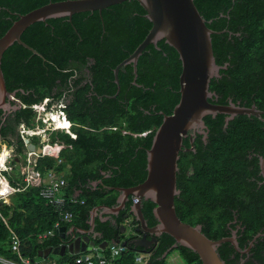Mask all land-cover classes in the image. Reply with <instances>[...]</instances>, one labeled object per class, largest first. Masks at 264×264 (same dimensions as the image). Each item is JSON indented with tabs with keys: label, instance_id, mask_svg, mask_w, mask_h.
Segmentation results:
<instances>
[{
	"label": "trees",
	"instance_id": "trees-1",
	"mask_svg": "<svg viewBox=\"0 0 264 264\" xmlns=\"http://www.w3.org/2000/svg\"><path fill=\"white\" fill-rule=\"evenodd\" d=\"M58 1L63 0H0V37L19 16ZM193 2L205 21H210L207 27L217 33L211 36L216 63H228L227 69L221 73H227L230 79L224 78V90L216 93L222 100L228 96L232 100L253 97L257 102H264V0ZM150 27L144 10L136 0H130L101 12H83L71 18L32 24L20 39L41 57L17 43L3 54L1 69L6 89L17 92L16 96L24 108L0 128V135L12 134L21 124L33 129L36 114L31 107L44 100L49 101V109L58 106L71 123L70 131L75 138L63 131L50 133V143L58 144L61 150L57 157L39 158L36 167L43 174L52 170L65 178L63 198L72 220L61 224V227H85L88 212L93 206L115 203L116 192L86 188L89 181L101 178L102 172L109 174L103 179L104 184L113 188L135 186L146 177V150L150 147L154 131L162 123L163 116L159 112L171 114L179 100L181 63L176 51L162 40L157 43L158 49L149 45L143 50L137 61L135 85L132 84V66L122 67L117 76V93L113 70L142 42ZM214 84L215 80H212L211 86ZM247 119L246 116L237 117L238 131L245 134L248 128L242 123ZM39 123L43 125L41 121ZM33 140L35 143L36 138ZM215 147L219 151L224 149L223 144ZM13 150L16 155H22L24 144L21 139L17 138L13 143ZM217 163L210 158L203 175L186 179L190 183L183 187L182 197L189 199L194 191L213 205L223 199V187L217 182L219 173H214L220 167ZM13 174L16 186L17 183L22 185L16 168ZM3 175L6 176L5 172ZM75 192L82 204H68ZM9 201L10 204L0 203V256L15 262L22 258L38 261L42 260L38 257L39 251L61 245L59 232L42 240L38 238L52 230L59 219L57 211L42 199L38 188L16 191L10 195ZM179 206L175 199V209ZM153 207L149 201L142 202V213L148 225L153 223ZM177 215L180 216L179 210ZM181 215L190 216L191 211L186 209ZM179 218L181 221H193L185 216ZM117 222L123 224V220ZM136 224L133 219L130 226ZM97 228L103 231L102 240H125L119 227L110 229L98 224ZM12 234L20 241L17 251L10 248ZM96 242L99 245L102 241L97 239ZM172 243L169 236L161 235L155 250H148L142 263L135 261L141 252L128 246L113 264H167L171 253L177 254L184 264L196 261L192 251L180 246L159 260ZM53 256L56 259H49L60 264H76L77 256L67 251L62 256Z\"/></svg>",
	"mask_w": 264,
	"mask_h": 264
},
{
	"label": "water",
	"instance_id": "water-1",
	"mask_svg": "<svg viewBox=\"0 0 264 264\" xmlns=\"http://www.w3.org/2000/svg\"><path fill=\"white\" fill-rule=\"evenodd\" d=\"M125 1L130 0H63L50 2L19 16L0 37V110L2 115L8 114L11 110L17 112L22 107L21 101L13 102L10 99V95L14 96L15 91L9 93L6 89L1 69L4 52L17 43L34 55L41 57L37 51L20 39L21 34L29 26L48 19L71 18L74 14L83 12H101ZM136 1L144 10L145 18L150 22L151 27L135 50L114 68L113 76L114 83L117 85V93L119 92L117 77L119 70L131 65L134 75L132 84L135 85L137 61L143 50L149 45L157 48V43L163 40L165 44L176 51L181 63L179 100L171 114L164 115L161 111L159 112L163 116L162 123L155 130L150 147L146 150V177L143 182L127 188H108L117 193L115 205L100 204L89 210L85 221L89 229L75 231L80 236L85 235L82 239L76 237L68 246L48 247L39 251L38 257L62 256L66 251L78 254L90 250L96 246L95 239L99 236L98 233L93 232L94 218L102 215H116L117 212L124 209L127 200L134 197L138 199V202L131 204L128 213L138 224L136 232L142 233V235L122 241L123 246H132L146 254L150 246L156 242V238L165 234L173 240V244L164 252L162 259L172 249L180 246L198 255L202 264H223L215 250L222 242L229 240L212 242L200 232L199 227L183 223L176 215L174 199L179 195L176 186L178 152L181 148L182 137L186 136L187 132L204 133L203 118L207 115L214 117L217 114H224L228 116L226 120L228 121L236 115L259 117V112L254 107L249 109L233 105L224 107L208 102V99L212 97V93L209 91V82L212 78L218 77V71L222 67L216 65L213 55L211 36L215 32L207 27V23L210 21L206 22L200 15L193 0ZM53 113L62 115L63 112L55 111ZM0 139L3 138L0 137ZM24 143L27 150L41 154L42 149L30 142L29 138L24 139ZM143 201H149L154 205L152 216L156 224L152 227H148L143 216ZM101 221L103 222L105 219ZM121 229V234H123L124 227L121 226ZM65 230L66 227L59 229L61 239H64L62 232ZM89 234L92 236L91 241ZM147 234L151 236L150 240L146 238ZM98 238L101 239L100 236ZM119 242V238L114 241L116 244ZM108 244V241L103 240L98 247L104 250Z\"/></svg>",
	"mask_w": 264,
	"mask_h": 264
},
{
	"label": "flooded vegetation",
	"instance_id": "flooded-vegetation-1",
	"mask_svg": "<svg viewBox=\"0 0 264 264\" xmlns=\"http://www.w3.org/2000/svg\"><path fill=\"white\" fill-rule=\"evenodd\" d=\"M222 32L224 33L225 31ZM215 34L217 33L215 32ZM229 35L231 36V32ZM216 65L222 68L218 71V77L212 78L209 82V91L212 93V97L208 99V102L224 107L231 105L248 109L254 107L255 110L259 112V117L236 115L233 119L226 121L228 116L224 114H217L214 117L207 115L203 118L204 133L189 131L186 136L182 137L181 148L178 152L177 160L178 171L176 173V186L177 190H179V195L175 197L180 203V206L179 209H175V211L177 215V211L179 210L180 216L177 215L178 218H183L185 216L187 220H193L182 222L192 227H199L200 232L210 241L229 240L222 242L215 250L219 260L223 264H264V102H257L253 100V97L251 99L240 98L232 100V98L228 96L225 100H222L221 96L218 95L216 91L220 89L224 90V78L230 79L227 73H221V70L227 69L228 63H216ZM84 72L87 73V71ZM212 80H215L213 86H211ZM83 83L85 84V82ZM16 93L15 91L14 96L10 95V99L13 102L19 100ZM15 114L16 112L11 110L8 114L2 115V111L0 110V128L5 126L8 120H12ZM55 114H57L61 120L65 119L63 115H59V113ZM53 115L54 113L49 114L50 117ZM238 116H246L248 118L242 123L243 126L248 128L246 134L238 131L240 127V124L237 122ZM50 117L48 119L49 121H51ZM208 117L210 119L207 121ZM246 123L249 124V126ZM50 125L53 128V124L50 123ZM69 128L70 124L67 129ZM15 130L16 129H14L12 134H17L18 129L17 131ZM55 130L61 129L55 128ZM221 132H224V134H220ZM36 143H38V141L35 142V144ZM218 144L224 145L222 151H219L218 147H215ZM210 158L217 160V165L220 166L214 170V173H219V180L217 179V182L219 186L223 187V199L218 201L216 205H213L206 201V198L204 200L201 199L194 191H192L189 199H185L182 197L184 193L183 187L190 183L186 179L203 175L206 162L209 161ZM107 177H109V174L102 172L101 178L96 181H89V183L86 184L87 190L91 189L95 191L96 188H99L105 191H112L108 188L113 187H109L103 182V179ZM99 181H101V183H98ZM225 186L227 188H224ZM224 199H226V201ZM131 204L132 199L130 197L125 203L124 209L117 212L116 215H102L101 217L96 216L94 218L93 232L99 234L101 237L100 241H103V231L98 230V224H102L110 229L119 227L120 234L122 230L121 226H123V235H126V232L129 234L127 240L142 235V233L136 232L138 224L133 227L130 226V230L126 224V222L131 224L133 221L132 216L128 213V208ZM113 205H115V203L108 204L107 206ZM186 209L191 211L190 216L181 215V212L186 211ZM102 219H105V221L102 222ZM198 219L201 220L197 222L194 221ZM118 220H123V224L119 225L117 222ZM155 224L156 221L153 219V223L148 225V227H152ZM70 228L72 229L71 231ZM88 229L89 226L81 228L71 225L66 227V230L62 232L64 239L60 238V246H68L76 237L82 239L85 235L80 236V234L75 231H86ZM99 236H97L95 242L99 239ZM89 237L91 241L92 236L90 234ZM146 238L150 240L151 236L147 234ZM158 238H156V242L150 246L149 250H155ZM164 252L161 254L159 260L162 259ZM176 256L179 257L177 254ZM196 257L197 259L193 264H202L200 257L198 255H196Z\"/></svg>",
	"mask_w": 264,
	"mask_h": 264
},
{
	"label": "built area",
	"instance_id": "built-area-1",
	"mask_svg": "<svg viewBox=\"0 0 264 264\" xmlns=\"http://www.w3.org/2000/svg\"><path fill=\"white\" fill-rule=\"evenodd\" d=\"M39 108L41 106H34ZM42 108V107H41ZM43 109V108H42ZM37 119V118H36ZM38 120V119H37ZM36 121V120H35ZM36 131L34 133H39L38 126H35ZM49 129V127H48ZM53 129V128H52ZM115 129V128H111ZM41 132L43 130H40ZM145 135V134H143ZM42 149L41 154H37L35 151H26L22 155L11 156V152L8 151L7 157L3 160V166L0 168V173L6 171L7 173L12 170V166L9 164V161L12 157L18 158L17 165L20 168V179L23 182L22 185L17 183L18 186H12L11 191H20L25 190L26 188H38L40 196L46 201V204L54 208L59 216L58 221L53 225V229L39 235V240L53 236L55 233L59 232L61 224L70 223L72 220V214L69 211H66V200L63 198V189L66 187V181L63 174H58L52 170L45 172L44 174L37 170V160L44 156H54L57 157L61 147L58 144H50L49 136L47 141H43L40 144ZM57 147V148H56ZM0 153L2 149L0 147ZM25 158L23 159V157ZM60 162V161H58ZM78 194L76 192L71 194L68 204L76 205L80 201L77 199ZM7 197V195H6ZM0 202L5 203V199L0 196ZM138 202L137 198H132V203L136 204ZM82 204V202H80ZM129 230L130 224L126 222ZM11 250L17 251L20 245L18 238L12 234L11 238ZM122 240L119 243L110 242L104 250L99 247L92 248L91 250L81 252L76 260V264H113V262L120 257L125 251L127 246L121 244ZM146 254L138 253L135 258L137 263H142L143 258L146 257ZM1 264H60L56 260H50L49 258H43L42 260L32 261L29 258H22L20 262H15L13 260L5 259L0 256ZM68 264V263H63Z\"/></svg>",
	"mask_w": 264,
	"mask_h": 264
},
{
	"label": "crops",
	"instance_id": "crops-1",
	"mask_svg": "<svg viewBox=\"0 0 264 264\" xmlns=\"http://www.w3.org/2000/svg\"><path fill=\"white\" fill-rule=\"evenodd\" d=\"M65 119H66V118H65ZM45 120H48V119H45ZM21 129H24L23 132L26 133L25 130L27 129V127H26L25 125L21 124V125L18 127V132H17V134H7L6 137H3V136L0 135V137L3 138L2 140L0 139V147H1V149H2V153H0V158H1V160L4 159V154H5V153H7V155H8V151L11 152V156H13V153H14V150H13V143L16 141L17 138L21 139L22 141H24V139H26V138H29L30 141H31L32 143H34L33 138H34L35 135H37V134H19V133L21 132V131H19V130H21ZM15 131H16V130H15ZM37 139H38V140H37ZM44 140L47 141V135H46V138H44V136H40V138L36 137V141H35V142L38 141V143H40L41 141H44ZM23 143H24V142H23ZM20 155H21V154H20ZM12 161H13L14 163H12ZM17 163H18V159L15 158V157H12V158L10 159V161H9V164L12 166V170L9 171L8 173L5 172L6 176L9 178V180L11 179V181H12L14 184H16V182H15L16 180L14 179V174H13V170H14L15 168H16V171L18 172V176L20 177V168H19V166L17 165ZM0 168H1V166H0ZM20 178H21V177H20ZM0 179H1V182L4 184V189H3V194H4V196L6 197V194H7V193H9V194L13 193V192L11 191V187L9 186V183H8V181L6 180V178L0 176ZM7 183H8V185H7ZM7 186H8V187H7ZM7 188H9V189H7ZM9 191H10V192H9ZM4 199H5V198H4ZM5 200H7V202H9V197L7 196ZM95 248H96V247H95Z\"/></svg>",
	"mask_w": 264,
	"mask_h": 264
},
{
	"label": "clouds",
	"instance_id": "clouds-1",
	"mask_svg": "<svg viewBox=\"0 0 264 264\" xmlns=\"http://www.w3.org/2000/svg\"><path fill=\"white\" fill-rule=\"evenodd\" d=\"M47 102H48V100H44L41 104H39V105H34V106H41V107H43L44 108V106H46V104H47ZM44 105V106H43ZM21 106H22V104H21ZM34 106H32L31 108H32V110H33V112H35L34 111ZM21 108H24V106H22ZM43 113H45V110L43 109V111H42ZM37 112H35V114H36ZM48 114H53V112H49ZM62 115L66 118V116H65V114L64 113H62ZM38 119V120H37ZM36 119V117H35V126L37 125L38 126V132L39 133H34L35 131H36V128H35V126L33 127V129H26L25 131H26V133H24L23 132V130L24 129H21V130H19V131H21L19 134H37V135H35V138L36 137H38V138H40V136H44V138H46V135H47V137L49 136V129H48V127H49V123H51L49 120H47L45 123L43 122V119H44V117L43 118H37ZM66 120H67V118H66ZM39 121H41L42 122V124L43 125H41L40 123H39ZM67 122L70 124V128H71V123H70V121H68L67 120ZM46 125H47V127H46ZM46 128V129H45ZM70 128L69 129H63V130H53V131H63V132H65L66 134H69L70 135V137L71 138H75V135L74 134H72L71 133V131H70ZM40 130H43L42 132L40 131ZM115 130V129H114ZM46 133V134H45ZM51 135V134H50ZM143 135V134H142ZM30 140V139H29ZM38 140V139H37ZM45 141V140H44ZM22 142H24V141H22ZM31 142V141H30ZM24 144V152L23 153H25L26 151H29V150H27L26 149V146H25V143H23ZM33 144H35V143H33ZM51 144V143H50ZM36 145V144H35ZM39 147H40V144H39ZM41 148V147H40ZM57 148V147H56ZM22 153V154H23ZM14 155H16L15 154V152L13 153V156ZM52 157H54V156H52ZM15 158H17V156L15 157ZM18 159V158H17ZM4 172H6V171H2V173H0V176H2V177H4V178H6V180L8 181V183H9V186L12 188V186H15V185H13L12 183V181H9L8 180V178L5 176V175H3V173ZM0 183H1V179H0ZM8 183H7V185H8ZM8 187V186H7ZM9 189V188H8ZM10 192V191H9ZM16 192V191H15ZM14 193V192H13ZM13 193H11V194H9V193H7L6 195L8 196V197H10V195H12ZM1 203V202H0ZM4 204H10V201L9 202H7V200H5V203ZM60 233V232H59ZM127 240V239H126ZM123 241V240H122ZM109 244H110V242H109ZM95 247H98V245H96V246H94V247H92V248H95ZM91 248V249H92ZM90 249V250H91ZM87 251H89V250H85V252H87ZM81 252H79L78 254H73V255H75V256H78L79 254H80ZM175 254V253H174ZM176 255V254H175ZM51 256V255H50ZM49 256V257H50ZM49 257H47V258H49ZM40 258H42L43 259V257H40ZM77 258V257H76ZM176 259V258H175ZM167 264H169L168 262H167Z\"/></svg>",
	"mask_w": 264,
	"mask_h": 264
},
{
	"label": "rangeland",
	"instance_id": "rangeland-1",
	"mask_svg": "<svg viewBox=\"0 0 264 264\" xmlns=\"http://www.w3.org/2000/svg\"><path fill=\"white\" fill-rule=\"evenodd\" d=\"M44 106V105H43ZM43 108V107H42ZM41 107H39V108H36V107H34V111L35 112H37L36 113V118H43L44 117V119H43V122L45 123L47 120H45V119H47V116H48V113L49 112H55L56 110L58 111L59 109H58V107L57 106H55V107H52L51 109H47L46 108V106H44V110H45V113H43L42 111H43V109H42ZM46 127H47V125H46ZM46 129V128H45ZM53 130H55V128L53 127V129H52V127H51V125H50V123H49V143H50V133H52V132H55V131H53ZM56 132H58V131H56ZM46 134V133H45ZM41 142H43V141H41ZM41 142L40 143H36V146H39V144H41ZM1 166V165H0ZM0 196L2 197V196H4V194H3V191L2 192H0ZM128 232H126V235H124V239L126 240L127 238H128ZM124 241V240H123ZM171 256L169 257V259H168V263L169 264H184L183 263V261L179 258V257H177L175 254H170ZM52 259H56V257L55 256H53V255H51L50 256ZM176 258V259H175ZM143 260H145V257L143 258Z\"/></svg>",
	"mask_w": 264,
	"mask_h": 264
},
{
	"label": "bare ground",
	"instance_id": "bare-ground-1",
	"mask_svg": "<svg viewBox=\"0 0 264 264\" xmlns=\"http://www.w3.org/2000/svg\"><path fill=\"white\" fill-rule=\"evenodd\" d=\"M60 115V114H59ZM49 114H48V116H47V119H49ZM50 119H51V123L53 124V127L54 128H60L61 130L62 129H67L68 127H69V124L66 122V120L65 119H60L59 118V116L57 115V114H55L54 113V115L52 116V117H50ZM7 157V153H5L4 154V159ZM3 159V160H4ZM3 160H1V158H0V165H1V167L3 166ZM3 189H4V184L1 182L0 183V192H2L3 191ZM8 189V188H7ZM2 198H5L6 199V197L5 196H2Z\"/></svg>",
	"mask_w": 264,
	"mask_h": 264
}]
</instances>
